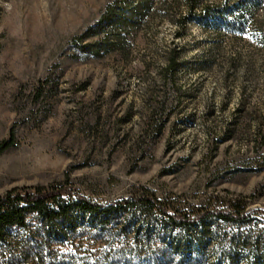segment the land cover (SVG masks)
I'll return each instance as SVG.
<instances>
[{
  "label": "rangeland",
  "instance_id": "1",
  "mask_svg": "<svg viewBox=\"0 0 264 264\" xmlns=\"http://www.w3.org/2000/svg\"><path fill=\"white\" fill-rule=\"evenodd\" d=\"M109 1L0 0V141L17 140L0 155V196L67 184L108 201L145 187L194 206L245 197L264 218V38L190 24L186 63L164 82L175 30L162 13L127 55L76 48Z\"/></svg>",
  "mask_w": 264,
  "mask_h": 264
},
{
  "label": "trees",
  "instance_id": "2",
  "mask_svg": "<svg viewBox=\"0 0 264 264\" xmlns=\"http://www.w3.org/2000/svg\"><path fill=\"white\" fill-rule=\"evenodd\" d=\"M160 13L175 30L164 82L175 83L186 63L177 40L190 24L230 42L248 33L264 38V0H110L74 45L93 59L127 55L143 24ZM262 118L257 143L264 147ZM16 146L12 132L0 155ZM250 206L245 197L185 205L145 187L108 201L67 184L14 187L0 196V264H264V218Z\"/></svg>",
  "mask_w": 264,
  "mask_h": 264
}]
</instances>
